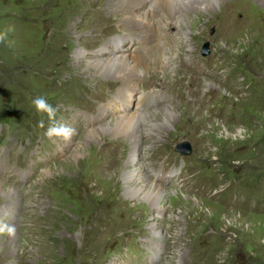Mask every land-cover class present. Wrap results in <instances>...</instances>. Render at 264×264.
Instances as JSON below:
<instances>
[{"label": "rangeland", "instance_id": "rangeland-1", "mask_svg": "<svg viewBox=\"0 0 264 264\" xmlns=\"http://www.w3.org/2000/svg\"><path fill=\"white\" fill-rule=\"evenodd\" d=\"M123 1L0 0V31L12 29L0 42V180L19 198L3 206L0 194V221L16 227L0 235V264H264V0L225 12L222 0L164 36L120 22ZM150 4L135 0L138 11ZM81 48H150L156 66L115 80L75 58ZM144 94L141 155L127 165L133 129L97 126L137 110ZM38 95L75 129L70 139L44 134ZM123 149L118 174L100 164ZM142 165L164 187L157 202L127 193L124 171Z\"/></svg>", "mask_w": 264, "mask_h": 264}, {"label": "bare ground", "instance_id": "bare-ground-1", "mask_svg": "<svg viewBox=\"0 0 264 264\" xmlns=\"http://www.w3.org/2000/svg\"><path fill=\"white\" fill-rule=\"evenodd\" d=\"M150 1L151 4L148 5L146 10L138 11V9L135 7V0H126V1L124 0L120 6L113 8V12L120 13L121 15L120 22H123L124 24L131 22L138 29V31L140 30V32H143L145 30L147 31V34H149L148 33L149 31L156 36L157 35L164 36L163 33L166 25L168 26L176 25L177 28L185 26V23H187L186 18L191 16L189 12L194 13V15H198V18L193 20V25H197L202 20L204 14L211 15L212 12L211 10L215 7V5L218 4V2L219 3L222 2V0L221 1L220 0H150ZM232 5L234 7L232 8L231 11H234L239 8L245 7L247 3L244 0H227L226 2L223 3L224 11L222 12L228 11L227 8ZM113 12H111L110 14L114 15ZM229 14L230 16L233 15V14L231 15V13ZM181 35L185 37L186 33H183ZM162 42L163 41L161 37V42L159 46L162 44ZM150 48H145L144 52H140L139 50H137V52L139 51L138 53H134L133 51L120 52V53L112 51L110 54L104 56L96 55L94 52L92 53L88 52L86 55L87 51L82 50L81 48L75 51V58L82 59L84 57H88L89 59L88 63L90 67L89 69L90 70L93 69V71L96 72L97 75L103 76L108 74L111 75L115 80H122V81L124 80L125 82L126 81L135 82V80L140 79L142 75L141 72L144 71V69L148 70L149 67L155 64L153 55L151 57L149 56V54L151 53L150 51L152 50V48L151 50ZM163 55H158V57H160L161 60L162 59L164 60L163 66L165 67L169 64V62L166 56L164 57ZM154 66H156V64ZM163 66H159V67H163ZM160 97L162 96L161 95L157 96V98ZM146 98L147 95L144 94V97L141 98L142 100L138 99L141 101V103L139 104L140 106L137 108V110L132 112L128 111L129 113L123 112L121 115L120 114L116 115L115 118L111 121V124L108 125L100 124V126H97L101 128V130H104V132L115 131V129L116 130L121 129L120 132L122 131L124 132V129H133L134 134L132 137H130L132 140L130 141V143L128 142L129 143L128 149L124 146L126 156L128 155L129 152V157L128 159H126L127 165L133 164L135 161H137L140 158L141 155V152L139 151L138 148L139 140L141 136L139 134V130L136 127L137 126L136 124L139 123L141 116H145L149 114V112H146L144 110L146 109L145 106L146 103L145 105H143V102L146 100ZM163 111H164L163 113L164 115L166 111L168 112V108L165 107ZM168 113L171 115L170 112ZM97 127L94 126L93 128L87 129L88 132L87 135H97L99 132L96 129ZM124 149L120 150L118 157L111 156L108 159H105V161L101 162L100 164L102 166H106L108 169L114 170L113 172L118 174L121 167H123L122 161H124ZM145 170L146 168H144L142 165V167H140L138 170L134 171L133 169L132 170L127 169L124 171L126 190L127 193L131 195V197H143L144 199L154 203L157 202L159 198L161 200V196L164 194V187L158 184V180L155 177L154 178L152 177V175L154 174H152L151 176L149 175L151 177L150 178ZM3 185H4L3 180H0V194L3 191L5 192V196H6L4 198L5 205L3 206H11L17 204L19 199L18 192L15 191L14 188L5 189L3 188ZM157 208L159 210L160 205H158ZM150 228L151 231H153V234L162 238V235L157 230L155 225H150Z\"/></svg>", "mask_w": 264, "mask_h": 264}, {"label": "clouds", "instance_id": "clouds-1", "mask_svg": "<svg viewBox=\"0 0 264 264\" xmlns=\"http://www.w3.org/2000/svg\"><path fill=\"white\" fill-rule=\"evenodd\" d=\"M12 31L11 28H6L4 31H0V42H4L8 38V34ZM31 106L38 114L46 115L50 121L45 135L49 138H62L68 140L74 134L75 129L64 123L56 121L57 108H55L48 99L43 95L35 96L31 99ZM39 127L44 128V121L39 122ZM16 233V227L7 222L0 221V235L14 236Z\"/></svg>", "mask_w": 264, "mask_h": 264}, {"label": "water", "instance_id": "water-1", "mask_svg": "<svg viewBox=\"0 0 264 264\" xmlns=\"http://www.w3.org/2000/svg\"><path fill=\"white\" fill-rule=\"evenodd\" d=\"M209 52H210L209 43L207 42L204 45L203 54L207 55ZM177 149L184 154H189L192 150V147L189 142H181L178 144Z\"/></svg>", "mask_w": 264, "mask_h": 264}, {"label": "trees", "instance_id": "trees-1", "mask_svg": "<svg viewBox=\"0 0 264 264\" xmlns=\"http://www.w3.org/2000/svg\"><path fill=\"white\" fill-rule=\"evenodd\" d=\"M6 20H7V23L11 22V19L8 17H6ZM7 25H9V24H7Z\"/></svg>", "mask_w": 264, "mask_h": 264}]
</instances>
